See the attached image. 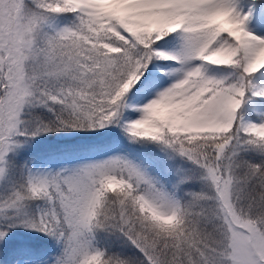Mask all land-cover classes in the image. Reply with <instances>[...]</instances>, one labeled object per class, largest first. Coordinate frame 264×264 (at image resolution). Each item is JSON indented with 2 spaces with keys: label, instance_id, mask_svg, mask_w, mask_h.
<instances>
[{
  "label": "snow or ice",
  "instance_id": "obj_1",
  "mask_svg": "<svg viewBox=\"0 0 264 264\" xmlns=\"http://www.w3.org/2000/svg\"><path fill=\"white\" fill-rule=\"evenodd\" d=\"M0 264H264V0H0Z\"/></svg>",
  "mask_w": 264,
  "mask_h": 264
}]
</instances>
